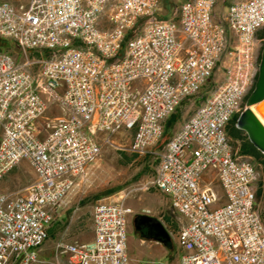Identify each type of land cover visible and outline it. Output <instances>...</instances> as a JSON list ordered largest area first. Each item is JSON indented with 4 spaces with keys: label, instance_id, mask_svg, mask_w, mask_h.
Segmentation results:
<instances>
[{
    "label": "built area",
    "instance_id": "obj_1",
    "mask_svg": "<svg viewBox=\"0 0 264 264\" xmlns=\"http://www.w3.org/2000/svg\"><path fill=\"white\" fill-rule=\"evenodd\" d=\"M161 1L0 2V40L23 56L0 50V180L23 161L35 173L30 186L0 192V264H131L130 192L93 205L91 242L60 239L53 261L38 249L115 136L148 153L166 120L209 86L146 186L183 220L178 264H264L262 168L228 136L257 77L264 0H227L221 12L222 0H183L165 19ZM53 107L61 114L48 117Z\"/></svg>",
    "mask_w": 264,
    "mask_h": 264
},
{
    "label": "rangeland",
    "instance_id": "obj_2",
    "mask_svg": "<svg viewBox=\"0 0 264 264\" xmlns=\"http://www.w3.org/2000/svg\"><path fill=\"white\" fill-rule=\"evenodd\" d=\"M10 3L26 2V0H0ZM183 0H167L168 6L161 8L158 16L170 17ZM227 0H222L216 8V12L222 11V6ZM263 28V27H262ZM259 29L256 36L260 39L263 29ZM264 40L257 43V57L259 61L260 51ZM0 47L8 51L17 60L22 59V54L13 40H1ZM35 55V53H32ZM214 79L222 80V73L216 72ZM210 86L201 91L197 99L190 104H183L179 109L178 122L167 132L168 139L178 131L182 121L190 116L194 109L202 103L208 95ZM113 145H106L98 161L90 168L87 180L68 199V204L58 210L53 222L62 223L64 239L71 242L86 243L93 239L92 232V208L100 200H111L120 192H130L126 199V205L133 211L126 217V252L131 264H178V249L176 247L177 233L182 227L180 216L169 205L167 198L153 187H147L157 166V152L159 143L148 150L144 155H138L128 150L131 136L118 134L113 138ZM239 147L238 143H234ZM147 156L145 160L144 157ZM253 164H263L252 160ZM142 168L146 169L145 172ZM35 173L28 162L17 164L0 180V192L19 191L32 184ZM262 175L257 184V203L264 213V188L261 189ZM147 188V189H146ZM148 211V213H145ZM136 215H147L153 222L161 224L170 238V247L161 243L138 237L132 229V221Z\"/></svg>",
    "mask_w": 264,
    "mask_h": 264
},
{
    "label": "water",
    "instance_id": "obj_3",
    "mask_svg": "<svg viewBox=\"0 0 264 264\" xmlns=\"http://www.w3.org/2000/svg\"><path fill=\"white\" fill-rule=\"evenodd\" d=\"M236 129L244 131L250 143L264 155V45L260 51L257 77L245 99L244 109L236 116ZM135 231L142 238L155 240L170 247L168 234L161 224L153 222L147 215L133 218Z\"/></svg>",
    "mask_w": 264,
    "mask_h": 264
},
{
    "label": "crops",
    "instance_id": "obj_4",
    "mask_svg": "<svg viewBox=\"0 0 264 264\" xmlns=\"http://www.w3.org/2000/svg\"><path fill=\"white\" fill-rule=\"evenodd\" d=\"M262 37V36H261ZM260 38V37H259ZM258 40H264V38H260ZM61 112L60 110H58L57 108L53 107L51 109L48 110L47 112V116L48 117H52V116H57L60 115ZM164 147V146H163ZM162 147V148H163ZM161 148V149H162ZM160 149V150H161ZM156 169V168H155ZM155 171V170H154ZM263 186H264V182H262ZM168 200V198H167ZM182 221V225H183V220L181 218ZM142 238V237H141ZM60 239H64V232L62 229V223H57V222H53L51 223V225L48 227V238L47 240L42 244V246L38 249V255L41 259L44 260H48V261H53L55 259V255H54V244L60 240ZM65 240V239H64ZM67 241V240H66ZM92 241V240H91ZM89 241V242H91ZM71 242V241H69ZM59 262H61L62 264H66V257L61 256L59 258H57Z\"/></svg>",
    "mask_w": 264,
    "mask_h": 264
},
{
    "label": "trees",
    "instance_id": "obj_5",
    "mask_svg": "<svg viewBox=\"0 0 264 264\" xmlns=\"http://www.w3.org/2000/svg\"><path fill=\"white\" fill-rule=\"evenodd\" d=\"M161 3H162V6H164V7H167L168 6L167 0H162ZM157 17L160 18V19H165L166 18V16H158V15H157ZM262 29H264V27ZM256 36L258 37L260 35H258L256 33ZM261 36L262 37H260V38H264V32L262 33ZM1 49L2 48L0 47V50ZM179 118H180V114H179V110H177L174 114H172L166 120V122L164 123L163 135H162V138L160 140L158 149H161L165 145L166 141L168 140L167 132L169 131L170 128H172L173 126H175V124L178 122ZM230 136L233 139L242 138L240 135H236L233 132L230 133ZM239 153H240V155H243V156L254 157L255 160L260 161L263 164L262 178H263V182H264V160L262 159L264 156L262 154H260L259 152H252V151H250L245 145H242L241 147H239ZM144 159L146 160L147 159V156H145ZM142 171L145 172L146 169L142 168Z\"/></svg>",
    "mask_w": 264,
    "mask_h": 264
},
{
    "label": "flooded vegetation",
    "instance_id": "obj_6",
    "mask_svg": "<svg viewBox=\"0 0 264 264\" xmlns=\"http://www.w3.org/2000/svg\"><path fill=\"white\" fill-rule=\"evenodd\" d=\"M264 31V29H263ZM236 116L231 120L229 126H228V136L229 138L232 140L233 143H238L239 144V147H241L242 145H245L250 151L252 152H259L257 151V149L250 143L246 133L244 131H241V130H238L235 128L234 126V123H235V119ZM233 132L235 133L236 135H240L242 138H236V139H233L231 136H230V133ZM238 147V148H239ZM260 153V152H259ZM261 154V153H260ZM264 156V155H263ZM251 160H255L254 157H249ZM264 160V157L262 158ZM263 170V168H262ZM261 216L264 220V213L263 211L261 210ZM135 217V216H134ZM132 229H133V232L135 235H137L138 237H141V235L135 231V227H134V224H133V221H132Z\"/></svg>",
    "mask_w": 264,
    "mask_h": 264
},
{
    "label": "bare ground",
    "instance_id": "obj_7",
    "mask_svg": "<svg viewBox=\"0 0 264 264\" xmlns=\"http://www.w3.org/2000/svg\"><path fill=\"white\" fill-rule=\"evenodd\" d=\"M257 72H258V65L256 66V76H257ZM254 84H252V87H253ZM239 114V113H238ZM237 114V115H238Z\"/></svg>",
    "mask_w": 264,
    "mask_h": 264
}]
</instances>
